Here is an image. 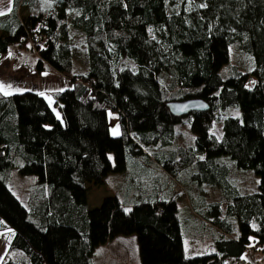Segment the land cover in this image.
<instances>
[{"label": "trees", "instance_id": "1", "mask_svg": "<svg viewBox=\"0 0 264 264\" xmlns=\"http://www.w3.org/2000/svg\"><path fill=\"white\" fill-rule=\"evenodd\" d=\"M75 35L84 70H74ZM11 46L70 85L52 103L32 90L0 91V220L13 232L0 264H91L97 245L130 234L139 264H237L264 246V0H13L0 15V53ZM232 53L249 56L250 68ZM192 98L207 108L169 110ZM221 156L252 170L256 188L237 190ZM14 167L34 177L27 206L7 185ZM193 169L198 184L187 183L186 195L215 228L212 251L187 256L176 203L157 194L164 171ZM127 170L134 183L151 178L156 192L138 187L143 198L128 208L115 194L91 207L88 185Z\"/></svg>", "mask_w": 264, "mask_h": 264}, {"label": "rangeland", "instance_id": "2", "mask_svg": "<svg viewBox=\"0 0 264 264\" xmlns=\"http://www.w3.org/2000/svg\"><path fill=\"white\" fill-rule=\"evenodd\" d=\"M8 0H5L7 2ZM43 7H48L54 0H40ZM3 2V0H2ZM27 7L25 5H19L17 8V13L19 15L26 13ZM84 48L82 45H79L77 42V35L74 36V70H84L82 67H79V64L83 63L84 58ZM13 55L14 60L21 62L23 60H29L32 64L36 61V54L29 49H17L16 46H11L9 52ZM233 54V53H232ZM233 62L237 63L243 70H248L251 65V59L247 55H237L233 54ZM127 66L133 67L130 62H125ZM107 120L109 126V132L111 135H116L119 133V127L117 123L116 115L112 112H107ZM215 124V125H214ZM211 133L216 137L220 138L221 136V126L220 122H214ZM215 131V132H213ZM182 136L177 135L176 139L181 140ZM184 138V137H183ZM148 151L150 149H147ZM147 151V152H148ZM149 153V152H148ZM150 154V153H149ZM225 157V158H223ZM109 158L112 160V154H109ZM219 159H223L227 162L231 170V183L239 190L240 192H249L256 188L258 179L254 172L250 169H236L232 165V160L226 156H221ZM129 170L123 172L122 175H126ZM197 170H191L187 175L179 173L180 175L172 176L171 174L164 171L163 180L166 185L163 191H159L160 194L158 198H172L176 203V214L180 223V231L183 241V249L187 256L199 255L205 252H209L213 249L211 245L212 236L209 232L214 234V230H211L210 227L206 224L208 223L204 219L205 212L199 208L197 202L193 201L191 196H187L190 191L187 188V183L190 185L197 186L198 177L192 176L190 173L196 172ZM112 173V172H109ZM107 173V174H109ZM115 174V173H113ZM120 173L116 175H107L99 184H89L87 191V199L91 207H94L95 204H98L102 196L109 195L112 193V189L115 188V195L118 200L126 208L130 207L132 204L138 202L141 198L137 196H142L141 190L147 188V194L156 192L154 187L151 184L148 178L141 177L136 180V183L128 185L123 183L122 185L117 183L114 179L115 177L120 176ZM115 176V177H114ZM33 175H20L17 169L14 167L10 171L7 185L11 192L19 199V201L27 206L25 201L28 189L33 185ZM235 180V181H234ZM117 184V185H116ZM158 192V193H159ZM137 195V196H136ZM191 211L192 217H187L186 212ZM184 226L186 228H184ZM247 250V249H246ZM259 251V250H257ZM261 257L260 261L264 264V254L258 253ZM257 254V255H258ZM258 255V256H259ZM91 264H139V256L137 249L136 235L130 234L126 236H116L104 244L97 245L92 254H91Z\"/></svg>", "mask_w": 264, "mask_h": 264}, {"label": "crops", "instance_id": "3", "mask_svg": "<svg viewBox=\"0 0 264 264\" xmlns=\"http://www.w3.org/2000/svg\"><path fill=\"white\" fill-rule=\"evenodd\" d=\"M12 4L13 0H8L7 2H5V0H3V2L0 0V11L3 13L9 12L12 9ZM32 65V62L26 59L21 62H17L14 60L11 53H0V85H3V90L1 92L4 94H12L23 90H32L45 95L49 103H52L53 98L50 94L54 91L68 87L70 85L69 80L63 75L51 71L36 72L31 68ZM109 174L111 176L116 175V173ZM120 174L121 177L114 176L116 178L114 180L117 181V183L121 185L123 183H127L128 185L134 184L133 178L126 179L122 173ZM107 175L105 177H107ZM111 191L112 193L109 195L116 193L115 188ZM159 194L160 192L157 194V198ZM137 197L142 199V196ZM191 214L192 213L190 210L186 212L187 217L191 218ZM206 224L210 226V228H215L210 225V222ZM184 228L186 227L184 226ZM12 235V230L0 220V262L6 253L8 242L10 241ZM261 252L264 254V246L257 247L256 249L250 248V250H246L241 256V264H263L262 260L260 261L261 257L258 254Z\"/></svg>", "mask_w": 264, "mask_h": 264}, {"label": "water", "instance_id": "4", "mask_svg": "<svg viewBox=\"0 0 264 264\" xmlns=\"http://www.w3.org/2000/svg\"><path fill=\"white\" fill-rule=\"evenodd\" d=\"M169 110L177 115H185L191 111H201L207 104L200 99L173 100L168 103Z\"/></svg>", "mask_w": 264, "mask_h": 264}, {"label": "snow or ice", "instance_id": "5", "mask_svg": "<svg viewBox=\"0 0 264 264\" xmlns=\"http://www.w3.org/2000/svg\"><path fill=\"white\" fill-rule=\"evenodd\" d=\"M4 13L2 11H0V15H3ZM3 90V85H0V91Z\"/></svg>", "mask_w": 264, "mask_h": 264}, {"label": "built area", "instance_id": "6", "mask_svg": "<svg viewBox=\"0 0 264 264\" xmlns=\"http://www.w3.org/2000/svg\"><path fill=\"white\" fill-rule=\"evenodd\" d=\"M0 154H2V151H1V145H0ZM241 261H237V264H240Z\"/></svg>", "mask_w": 264, "mask_h": 264}]
</instances>
